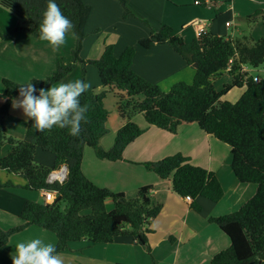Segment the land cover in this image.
<instances>
[{"label": "trees", "instance_id": "trees-1", "mask_svg": "<svg viewBox=\"0 0 264 264\" xmlns=\"http://www.w3.org/2000/svg\"><path fill=\"white\" fill-rule=\"evenodd\" d=\"M116 1L122 8L123 18L130 16L125 0ZM47 2L0 0V7L20 21L11 31L0 32V40L18 32L38 37ZM55 2L74 24L76 44L71 51V63L66 66L58 63L56 70L45 79L29 82L37 89L49 88L68 75L76 63L81 65L83 72L89 63L97 71L100 92L87 91L80 97L81 104L89 105L88 122L82 123L80 137L69 135L66 128L37 132L29 119L23 139L15 140L6 135L4 120L11 99L19 95L18 85L21 84L6 78L0 80V100L3 101L0 151L4 145L11 147L0 158V168L24 179L27 190L56 191L51 203L27 201L19 214L22 223L7 231L0 229V247L28 226L53 233L57 253L64 251L69 243L82 239L90 244L105 245L125 235L135 236L139 243L146 245L148 227L161 210L159 204L150 200L151 187L138 188L136 196L128 199L123 193L97 186L81 170L85 148L92 149L97 159L121 161L125 147L144 132L132 122L138 115L147 126L172 134L181 125L195 124L205 134L230 147V167L235 178L253 186L254 193L233 213L209 219L228 238L230 246L213 256L208 264H264V79L255 82L243 69L264 67V38L253 41L219 37L198 25L195 37L185 42L173 34L171 27L161 26L157 32L140 40L139 47L148 49L153 43L166 44L193 70L190 84L178 82L164 92L132 71L134 47L128 46L115 55L112 45H107L99 59L82 60L80 51L91 8L81 0ZM245 19L248 23L264 22V10H257ZM226 70L230 83L217 91L210 77ZM242 87L244 92L235 103L221 100L230 89ZM108 95L115 99L119 114L126 121L116 131L112 147L105 151L99 147V140L108 133ZM36 149L54 156L52 169L34 163ZM142 166L158 178L170 180L172 191L180 197H202L213 203L222 198L223 190L216 176L192 165L189 158L181 154ZM61 167L67 170L65 181L48 184V175ZM11 186L9 182H0V188ZM106 200L112 202L109 211L105 208Z\"/></svg>", "mask_w": 264, "mask_h": 264}, {"label": "crops", "instance_id": "crops-1", "mask_svg": "<svg viewBox=\"0 0 264 264\" xmlns=\"http://www.w3.org/2000/svg\"><path fill=\"white\" fill-rule=\"evenodd\" d=\"M81 1L91 8L80 51L82 60L99 59L107 45H112L115 55L128 46L134 47L132 71L164 92L178 82L190 84L193 70L166 44L153 43L150 48L143 49L138 45L140 40L148 38L151 32H157L163 25L171 27L173 34L182 37L185 42L195 37L198 25L216 36L235 39L234 36L242 34L237 27L235 31L231 30L235 23H240L238 16L243 21L257 5L264 8L262 0H125L131 15L124 19L122 8L116 0ZM9 15L12 16L0 8L1 33H7L17 26ZM75 44L73 31L69 33L67 43L56 52L46 42L24 32L1 39L0 80L6 78L19 84L32 79L43 80L56 70L58 63L63 66L71 63V51ZM243 69L251 75V69ZM96 74L89 63H86L84 72L81 65L76 63L61 81L84 80L92 85L88 91L98 88L100 91ZM223 75H228L227 70L211 76L210 81L214 85L215 81L223 79ZM232 89L244 92V87ZM226 94L221 100L226 101ZM108 98L113 99L106 123L108 133L99 140V147L105 151L112 147L116 131L126 121L121 118L115 99L108 95L106 102ZM2 105L3 101L0 100V107ZM28 121L22 110L13 109L10 102L4 120L6 135L15 140L23 139ZM132 122L144 132L125 147L121 161L97 159L92 149L85 148L81 170L97 186L123 193L128 199L136 196L138 188L151 187L150 200L153 204H159L161 210L148 227L147 244L142 245L135 236L126 235L118 236L105 245L90 244L82 239L69 243L59 253L64 264H208L213 256L230 246L228 238L209 219L236 211L241 203L253 195V186L242 184L235 178L230 167V147L205 134L195 124L181 125L172 134L147 126L138 115ZM10 148L4 145L0 158ZM176 154L188 157L192 165L216 176L223 190L218 202L213 203L202 197L186 202L184 197L172 191L170 180H162L142 166L143 163L157 162ZM34 163L52 169L54 156L36 149ZM0 182L12 184L11 187L0 188V229L7 231L22 223L19 214L27 201L42 202L44 191L25 189L24 179L1 168ZM105 208L108 211L112 209L110 200L105 201ZM34 238L56 244L53 233L28 226L13 234L8 243L0 247V264H12L11 255H15L16 244L27 243Z\"/></svg>", "mask_w": 264, "mask_h": 264}, {"label": "clouds", "instance_id": "clouds-1", "mask_svg": "<svg viewBox=\"0 0 264 264\" xmlns=\"http://www.w3.org/2000/svg\"><path fill=\"white\" fill-rule=\"evenodd\" d=\"M42 17L38 38L56 52L67 43L74 24L63 14L55 0H48ZM91 87L90 82L80 79L61 81L48 89H37L33 83L28 82L18 85L19 95L11 99V107L21 109L23 115L33 121L32 126L37 132L66 128L69 135L78 138L82 132V123L88 122L89 111V105L81 104L80 97ZM11 259L12 264H64L56 247L39 238L17 243L15 255H11Z\"/></svg>", "mask_w": 264, "mask_h": 264}, {"label": "rangeland", "instance_id": "rangeland-1", "mask_svg": "<svg viewBox=\"0 0 264 264\" xmlns=\"http://www.w3.org/2000/svg\"><path fill=\"white\" fill-rule=\"evenodd\" d=\"M258 1H261V0H258ZM262 1H264V0H262ZM0 8L3 9L2 7H0ZM3 10L6 11L5 9H3ZM257 10L263 11L264 8L261 7V5H257V7L255 8L254 12L257 11ZM9 18H10V20L12 22L16 23L17 25L20 24V21H19L18 18L14 17V16L13 17L10 16ZM238 19H239L240 23H238V22L235 23L232 26L231 30L235 31V27H237L242 34L234 36L235 39L247 38L249 40L256 41L257 39L264 38V22L258 20V21L254 22V23H248L246 21L245 17L243 18V21H242V19H240L239 16H238ZM94 70H96V69L94 68ZM251 75L254 76V80L257 77H260V79H264V67L260 66V67H258L256 69H251ZM229 83H230L229 76L228 75L227 76L223 75V79L222 80L215 81L214 87H215V89L217 91H219V90L222 89V87L225 84H229ZM92 92L99 93L100 91H99V88H98L96 90H93ZM226 95H228V96H226V101H229L230 103H235L240 98V96L242 95V90L241 89H232ZM112 103H113V99L108 98V100H107V108H108L109 111H111V109H112ZM63 208H64V205H61V209H63Z\"/></svg>", "mask_w": 264, "mask_h": 264}, {"label": "built area", "instance_id": "built-area-1", "mask_svg": "<svg viewBox=\"0 0 264 264\" xmlns=\"http://www.w3.org/2000/svg\"><path fill=\"white\" fill-rule=\"evenodd\" d=\"M195 4L198 3L195 2ZM254 81L259 82L260 79L256 78ZM66 174L67 172L65 167L59 168L56 172L50 173L46 181L48 184H52V183L62 184L66 179ZM55 195H56V191H44L42 197V203L48 204L53 202ZM184 199L186 200V202H190L192 200L189 196L184 197Z\"/></svg>", "mask_w": 264, "mask_h": 264}, {"label": "water", "instance_id": "water-1", "mask_svg": "<svg viewBox=\"0 0 264 264\" xmlns=\"http://www.w3.org/2000/svg\"><path fill=\"white\" fill-rule=\"evenodd\" d=\"M193 67H196V64H193ZM57 200H59V198Z\"/></svg>", "mask_w": 264, "mask_h": 264}]
</instances>
